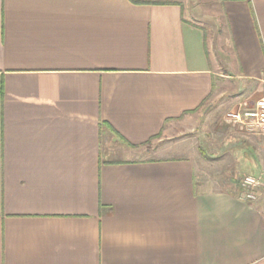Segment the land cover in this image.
Masks as SVG:
<instances>
[{
    "label": "crops",
    "instance_id": "obj_1",
    "mask_svg": "<svg viewBox=\"0 0 264 264\" xmlns=\"http://www.w3.org/2000/svg\"><path fill=\"white\" fill-rule=\"evenodd\" d=\"M263 81L264 0H0V264H264V138L176 140Z\"/></svg>",
    "mask_w": 264,
    "mask_h": 264
},
{
    "label": "rangeland",
    "instance_id": "obj_2",
    "mask_svg": "<svg viewBox=\"0 0 264 264\" xmlns=\"http://www.w3.org/2000/svg\"><path fill=\"white\" fill-rule=\"evenodd\" d=\"M233 83L236 84L239 82ZM233 92L228 89V86L223 88V91H217L214 97L206 103L202 111L198 113L202 116L195 117L192 124L190 123L188 125L192 127L193 132L182 134L180 138H176L180 142L185 141L193 144L198 149L200 148V156L209 157V155H212L214 157L215 160H208V162H204L201 166V175L206 181L209 180L211 175L221 173L222 170L229 176L228 180H233L236 178L235 176H237L236 181H241L242 179V176L237 174L236 170H238V167L221 162L222 148L226 146L233 147L234 144L243 142L235 131L233 132L228 128L229 126L225 120L230 111L240 107L238 102L244 96L243 88L237 94L233 95ZM187 130H190V128L187 127ZM249 141H252L254 146L257 147L251 158L253 157L255 161L261 159L262 153L260 145L262 141L259 138H253ZM158 143L154 142L152 145H157ZM232 152L236 153L237 150L235 149Z\"/></svg>",
    "mask_w": 264,
    "mask_h": 264
},
{
    "label": "built area",
    "instance_id": "obj_3",
    "mask_svg": "<svg viewBox=\"0 0 264 264\" xmlns=\"http://www.w3.org/2000/svg\"><path fill=\"white\" fill-rule=\"evenodd\" d=\"M226 124L251 135L264 138V81L262 96L253 105L243 103L226 116ZM264 154V148H263ZM264 185V173L259 176L247 175L241 181L244 196L248 200L256 199V192Z\"/></svg>",
    "mask_w": 264,
    "mask_h": 264
}]
</instances>
